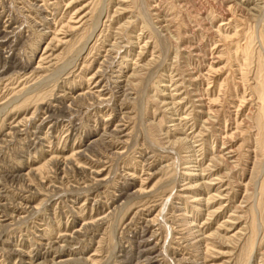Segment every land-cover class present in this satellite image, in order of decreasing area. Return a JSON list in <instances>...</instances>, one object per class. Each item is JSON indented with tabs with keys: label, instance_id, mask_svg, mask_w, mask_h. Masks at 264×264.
Segmentation results:
<instances>
[{
	"label": "rangeland",
	"instance_id": "374dc122",
	"mask_svg": "<svg viewBox=\"0 0 264 264\" xmlns=\"http://www.w3.org/2000/svg\"><path fill=\"white\" fill-rule=\"evenodd\" d=\"M0 264H264V0H0Z\"/></svg>",
	"mask_w": 264,
	"mask_h": 264
},
{
	"label": "bare ground",
	"instance_id": "6f19581e",
	"mask_svg": "<svg viewBox=\"0 0 264 264\" xmlns=\"http://www.w3.org/2000/svg\"><path fill=\"white\" fill-rule=\"evenodd\" d=\"M77 22V21H76ZM71 29H72V27H71ZM41 60V59H40ZM100 92V91H99ZM192 94V93H191ZM197 100V99H196ZM199 100V99H198ZM202 100V99H201ZM202 103V102H201ZM202 105V104H201ZM214 111V110H213ZM207 112V111H206ZM211 122V121H210ZM223 149V148H222ZM232 151V150H231ZM230 152V151H229ZM227 153V152H226Z\"/></svg>",
	"mask_w": 264,
	"mask_h": 264
}]
</instances>
